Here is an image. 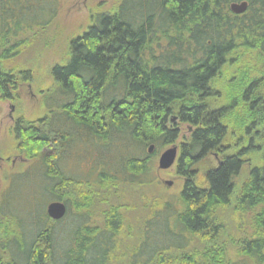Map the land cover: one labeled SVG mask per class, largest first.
<instances>
[{
	"label": "trees",
	"instance_id": "obj_1",
	"mask_svg": "<svg viewBox=\"0 0 264 264\" xmlns=\"http://www.w3.org/2000/svg\"><path fill=\"white\" fill-rule=\"evenodd\" d=\"M64 1L37 0L42 10L35 14L28 8L34 0H0V98L15 99L16 84L33 80L30 70L4 64L25 42L15 38L18 27L33 22L43 27L46 21L39 20L47 6L52 19ZM239 1H247V9L234 14L229 4ZM244 60L264 73V0H119L112 12L92 14L86 30L70 40L67 58L48 70L57 97L44 103L45 115L32 122L20 116L12 126L16 150L27 160L38 158L40 165L26 171L27 180L35 178L30 194L25 180L15 191L28 205L8 206L1 191L0 264H264V111L245 109L262 153L261 162L251 164L243 153L249 146L224 153L227 110L208 101L221 69ZM261 82L254 79L241 98L261 102L260 94L252 93ZM176 122L193 129L179 144L175 165L183 184L171 223L176 232L168 230L172 241L148 243L145 220L141 249L134 248L127 259L124 251L113 263L112 240L126 227L115 207L102 214V232L80 224L64 242L57 240L55 225L62 219L49 218L45 204L61 201L66 215L75 194L78 211L87 206L92 186L152 182L150 159L176 142ZM64 153L89 165L95 181L66 175L59 162ZM207 155L217 163L198 182L195 165ZM244 163L251 165L237 182ZM35 188L45 201L32 211ZM229 206L252 213V231L236 244L234 259L219 240L220 213Z\"/></svg>",
	"mask_w": 264,
	"mask_h": 264
},
{
	"label": "rangeland",
	"instance_id": "obj_2",
	"mask_svg": "<svg viewBox=\"0 0 264 264\" xmlns=\"http://www.w3.org/2000/svg\"><path fill=\"white\" fill-rule=\"evenodd\" d=\"M34 1L35 6L28 8L35 14L40 13L42 9L38 7L37 0ZM118 3L119 0H65L52 19H49L48 15L52 14L53 9L51 6H47L48 10L46 9L43 12V20H39V22L46 21L42 25L43 27H39L40 24H36V22L31 24L21 23L18 27V34L15 38L25 39V42L18 48L13 49V51L17 50L15 51L17 54L12 60L4 61V64L9 69L30 70L33 80L16 84V89L13 91L16 95L15 99L0 98V197L1 191L7 194L6 201L8 206L15 205L13 207H18L19 205L21 206L20 202H24L22 205H28V200L23 201L20 199L21 197L16 199L15 191H18L17 188L22 185L21 181L25 180L23 182L29 188L25 192L29 191L30 194V187L33 186L31 184L32 179L35 180V178L27 180L26 171L30 168H39L40 165L38 158L27 160L23 154L16 150L12 126L20 116L32 122L45 115L46 108L44 103L52 104V100L57 97L54 93L55 84L48 73L49 68L67 58L70 40L86 30L90 24L92 14L112 12ZM15 15L23 17L18 12ZM247 61L244 60L239 65L227 64L221 69L218 76L211 82V98L208 101L216 104V107H224L227 110V115L224 119L227 130L222 144L224 153L240 151L242 148H248L249 146L243 153L250 158L251 164H259L262 153L258 146L259 142L254 140L253 136L257 127L254 124V119H248L252 114L247 115L248 113L245 109H255L253 111L256 112L264 111V73L258 71L260 68L257 67L249 69ZM242 71H244L245 75L243 77L240 75ZM238 79L243 81L239 82ZM254 79L258 81L262 79L260 88L252 91L254 98L260 94L261 102L259 97L254 100H248L249 96H246L245 99L241 98L242 92L246 91L248 84L252 83ZM246 80L249 81L247 82ZM247 94H250V92ZM175 126L179 131V137L173 145L177 146L176 158H178L179 144L188 137L190 130L193 128L185 123L177 122ZM251 139L252 145L249 144ZM71 152L75 156L79 151L74 148ZM160 152L150 159V164L153 165L152 182L142 185L108 183L92 186V192L89 193L86 201L87 206L79 211L77 209L79 203L77 194L69 198L67 214L55 225L57 240L61 243L64 242L65 236L80 224L95 226L96 229L94 230L97 231V234L102 232L104 230L102 228V214L107 208L115 207L122 220H124L126 227L112 240L117 247L115 254L112 255L113 263H115V257L118 258L117 255L124 251H126L127 259V255L138 246L143 237L142 230L144 227L142 224L145 220H149L148 223H150L146 235L148 243L151 239H159L160 242L168 243L169 238V242L172 241L175 237L169 234L168 230L176 232L171 223L174 208L176 207V198L182 188L183 179L175 173L177 160L167 169H157V159ZM69 157H71L70 154L64 153L59 158V162L66 165L60 167L66 175L88 179L91 182L95 181L92 172L87 173L89 165L80 163V161L75 162ZM216 163L217 157L212 155H207L199 161L195 165L197 181L201 182L204 172L216 166ZM251 164L244 163L237 177V182H241L245 178ZM165 182H170L171 184L166 185ZM37 189L35 190L36 192L39 190ZM41 190L43 193L45 192L43 189ZM40 201L42 206L45 199L42 194L37 192L32 198V203L29 204L30 209L37 211ZM166 203L168 205L163 206ZM20 206L17 209L20 210ZM45 206L46 204L44 205V211ZM251 216V212L246 213L234 210L231 206L220 213L223 232L219 240L225 245L227 255L232 259L236 255V244L238 241L252 231ZM105 237H107L106 233H104ZM137 249L141 248L137 247Z\"/></svg>",
	"mask_w": 264,
	"mask_h": 264
},
{
	"label": "water",
	"instance_id": "obj_3",
	"mask_svg": "<svg viewBox=\"0 0 264 264\" xmlns=\"http://www.w3.org/2000/svg\"><path fill=\"white\" fill-rule=\"evenodd\" d=\"M247 1L233 2L229 4V10L234 14L244 13L247 9ZM175 118V117H174ZM173 118V119H174ZM153 150V145L150 144L147 147V152L151 153ZM177 146L171 145L170 147L162 150L157 159V169L164 170L169 167L177 160ZM166 185H170V182H165ZM46 215L53 219H61L66 212L65 204L61 201H51L45 207Z\"/></svg>",
	"mask_w": 264,
	"mask_h": 264
}]
</instances>
